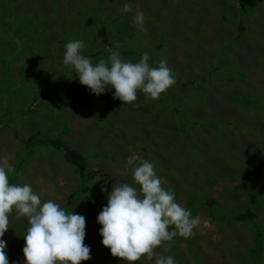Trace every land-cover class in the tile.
Returning a JSON list of instances; mask_svg holds the SVG:
<instances>
[{
  "label": "rangeland",
  "instance_id": "1",
  "mask_svg": "<svg viewBox=\"0 0 264 264\" xmlns=\"http://www.w3.org/2000/svg\"><path fill=\"white\" fill-rule=\"evenodd\" d=\"M7 1L0 5V157L15 168L9 182L31 185L42 203L53 200L84 216L90 244L102 239V225L87 213L88 193L77 190L73 167L59 150L46 144L27 150L23 141L37 132L80 152L83 183L99 196V213L115 184L139 188L132 174L139 161L126 163L139 155L154 163L176 202L195 206L192 216L201 219L190 237H199L191 247L201 260L189 256V238L181 236L174 238L184 243L171 250L166 242L158 255L171 252L175 264H249L248 249L257 248L253 228L229 215L249 202L240 185L250 182L255 221L264 226V0H246L245 10L238 0ZM125 4L131 11H123ZM137 12L146 31L133 22ZM75 40L83 41L81 54L93 65L107 62L109 49L133 63L148 53L151 67L166 59L176 84L157 100L139 92L124 105L113 98L114 89L93 94L63 64L64 44ZM206 200L214 204L212 219ZM28 227L26 219L10 216L0 238L9 264H25ZM100 248L96 264H127ZM254 259L264 264V257ZM132 264H155V257Z\"/></svg>",
  "mask_w": 264,
  "mask_h": 264
},
{
  "label": "clouds",
  "instance_id": "2",
  "mask_svg": "<svg viewBox=\"0 0 264 264\" xmlns=\"http://www.w3.org/2000/svg\"><path fill=\"white\" fill-rule=\"evenodd\" d=\"M123 11H131L130 6L125 4ZM133 22L146 31L142 12L136 13ZM84 47L81 40L68 42L63 64L72 66L80 84L93 94L114 89L113 98L124 105L137 101L139 92L157 100L176 84L175 73L166 59H161L157 67H151L148 53H144L138 63H133L123 60L119 51L109 49L108 61L102 58L93 65L81 54ZM137 161L139 164L132 168V174L139 188L115 184L108 193L107 206L97 216V222L102 225L99 232L102 244L110 249L113 257L127 264L154 257L155 264H175L172 256L158 255L157 249L177 235L190 238L201 219L193 218L190 210L176 202L175 193L162 187L154 163L136 154L126 163L132 166ZM14 171L9 159L0 157V238L9 229L10 216L15 213L17 221L26 219L29 225L24 236L25 264H81L89 260L90 248L84 244L85 217L66 213L53 200L42 203L31 185L10 183L9 174ZM101 191L107 192L106 186H102ZM170 226H174V230L169 231ZM6 243L0 239V264H9Z\"/></svg>",
  "mask_w": 264,
  "mask_h": 264
},
{
  "label": "trees",
  "instance_id": "3",
  "mask_svg": "<svg viewBox=\"0 0 264 264\" xmlns=\"http://www.w3.org/2000/svg\"><path fill=\"white\" fill-rule=\"evenodd\" d=\"M7 2H8L7 0H0V5L3 6ZM245 3H246V0H238L239 6L244 10H245ZM15 14H17V13H15ZM91 21H93V20H91ZM239 23H240V21H239ZM233 70H234V68L232 67L230 69V71H233ZM183 85L184 84H181V86H183ZM174 109H177V108L174 107ZM199 125H200V122H199ZM33 135H36V140H35ZM23 142H24V146L27 150H29L31 148L30 145H32V144H46V145H48L54 149H57L61 152V156H62L61 158L67 164L71 165L73 167L75 173L77 174V179L79 182V186H78L77 190H80V192H87L88 193V196L86 197L87 202H86V208H85L87 213L89 214V216L93 220L97 221V216L99 214V208H100L101 202H100L99 196L88 189L90 187V185L88 183H86V184L83 183V180L85 179L84 171H85V167H86V160H85L84 156L80 152L71 149L63 140H61L59 138H50V137H47L45 139L38 138L37 132H35L33 134L31 133L28 136V138ZM198 157L204 160V158L202 156L198 155ZM247 171H249V169ZM240 186L242 188H247V195H248L249 202L245 205L244 208H242L241 210H239L237 212L231 213L229 216H230V219H233L235 222H238V223L248 222L252 226L253 235H254V241H253L252 245H255L257 248H255V247L249 248L248 249V256H249V261H250L249 264H255L256 261H255L254 257L255 258H263L264 257V226L263 227L258 226L256 224V221H255L256 214H255V211L253 210V207L256 203V200H255L256 192H253V191L250 192V190L254 189L252 184L250 182H248V183L242 182ZM204 204H205V207H206L208 214H209L211 219H212V217L217 216L214 212V209H213L214 204H213L212 200H206L204 202ZM201 205H203L202 202H201ZM194 208H195V206L193 207V206L188 205V210H190L191 213H193ZM63 209L67 212V208H63ZM172 227L174 228V226H172ZM24 229H25V226H24ZM177 236H179V235H177ZM180 238H183V237H180ZM180 238L179 239L173 238V240L170 241V244H171L170 249L171 250L176 249L180 243H184V241H182ZM196 239H199V237L193 236L192 239L189 238V243H184V244L188 250V254L190 253L189 256H191L195 259L199 258V260H201L202 257L200 255L197 256L196 254H194V250L191 247L192 243L195 245L194 241ZM84 244L90 248V257H91L89 260L84 261V264H96V262H94V260L96 257V252L101 250L100 246L102 244V239H100V240L98 239L97 241L92 242L90 244L84 242ZM253 252H256L255 253L256 255H253ZM179 253L181 254V251H179ZM169 254H171V256L174 259H177V258H175V256L171 252ZM239 255H241V254H239ZM191 257H190V259L193 260ZM115 264H119V263H115Z\"/></svg>",
  "mask_w": 264,
  "mask_h": 264
},
{
  "label": "crops",
  "instance_id": "4",
  "mask_svg": "<svg viewBox=\"0 0 264 264\" xmlns=\"http://www.w3.org/2000/svg\"><path fill=\"white\" fill-rule=\"evenodd\" d=\"M66 44H64V46H65Z\"/></svg>",
  "mask_w": 264,
  "mask_h": 264
}]
</instances>
